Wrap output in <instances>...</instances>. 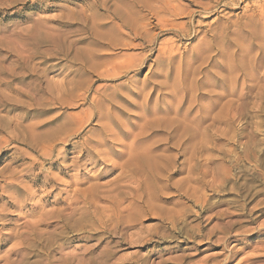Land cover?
<instances>
[{
  "label": "rangeland",
  "instance_id": "1",
  "mask_svg": "<svg viewBox=\"0 0 264 264\" xmlns=\"http://www.w3.org/2000/svg\"><path fill=\"white\" fill-rule=\"evenodd\" d=\"M152 1L0 0V264H264V0Z\"/></svg>",
  "mask_w": 264,
  "mask_h": 264
},
{
  "label": "bare ground",
  "instance_id": "2",
  "mask_svg": "<svg viewBox=\"0 0 264 264\" xmlns=\"http://www.w3.org/2000/svg\"><path fill=\"white\" fill-rule=\"evenodd\" d=\"M158 1V0H157ZM168 1V0H167ZM250 1H252V0H250ZM154 2H155V0H154ZM154 2L152 1L151 3H153L154 4ZM161 2H163V1H161ZM164 2H166V1H164ZM163 2V3H164ZM170 2V1H169ZM231 2V1H230ZM260 2V1H259ZM147 3H149V2H147ZM196 3V2H195ZM141 4V3H140ZM146 4V3H145ZM166 4V3H165ZM170 4V3H169ZM261 4V3H260ZM142 5V4H141ZM147 5V4H146ZM159 5V4H158ZM162 5V4H161ZM264 4H262V6H263ZM144 6V5H143ZM148 7H149V4L147 5ZM150 6H151V4H150ZM153 6V5H152ZM160 6V5H159ZM163 6V8H164V6L165 5H162ZM162 6H160V7H162ZM172 6V5H171ZM203 6V5H202ZM256 6V5H255ZM160 7H158V8H160ZM166 7V6H165ZM138 8V7H137ZM143 8H146V7H143ZM154 7H152V9H153ZM167 8V7H166ZM264 8V7H263ZM128 9V8H127ZM151 9V10H152ZM168 9H170V8H168ZM167 9V10H168ZM181 9V8H180ZM257 9V8H256ZM262 9V8H261ZM145 10H147V9H145ZM150 10V9H149ZM157 10V9H156ZM156 10H153V11H156ZM160 10V9H159ZM163 10V9H162ZM165 10V9H164ZM201 10V9H200ZM132 11V10H131ZM152 11V12H153ZM170 11V10H169ZM175 11H177V10H175ZM147 12V11H146ZM159 12V11H158ZM166 12V11H165ZM178 12V11H177ZM149 13V12H148ZM147 13V14H148ZM156 13V15L158 14L157 12H155ZM162 13V12H161ZM161 13H160V15H158V16H160L161 17ZM170 13V12H169ZM175 13V12H174ZM187 13V12H186ZM163 14V13H162ZM177 14V13H176ZM175 14V15H176ZM190 15V14H189ZM165 16H167V15H165ZM169 16H174V15H169ZM163 17H164V14H163ZM163 17H161V18H163ZM120 18H124V17H120ZM125 19V18H124ZM158 19V18H157ZM172 19V18H171ZM176 19V18H175ZM120 20H122V19H120ZM126 20V19H125ZM159 20V19H158ZM164 20V19H163ZM123 21V20H122ZM166 21V20H165ZM127 22V21H126ZM132 22V21H131ZM130 22V23H131ZM144 22V21H143ZM123 23H125V22H123ZM123 23H122V25H123ZM126 24V23H125ZM124 24V25H125ZM159 24H162V23H160L159 22ZM183 24V23H182ZM185 24V23H184ZM263 24V23H262ZM157 25V24H156ZM164 25V24H163ZM133 26V25H132ZM141 26V25H140ZM180 26V25H179ZM184 26V25H183ZM232 26V25H231ZM242 26V25H241ZM142 27V26H141ZM253 27V26H252ZM133 28V27H132ZM131 28V29H132ZM142 28H146V26L145 27H142ZM134 31V30H133ZM137 31V30H136ZM136 31H135V33H136ZM138 32V31H137ZM146 32V31H145ZM183 32V31H182ZM187 32V31H186ZM184 34V33H183ZM202 49H203V47H201ZM199 49V48H198ZM171 56V55H170ZM194 80V79H193ZM166 82V81H165ZM172 83V82H171ZM167 84V83H166ZM171 85V84H170ZM162 87H163V85H161ZM173 86H174V84H173ZM167 87V86H166ZM164 88V87H163ZM169 88V87H168ZM173 88V87H172ZM166 90V89H165ZM228 90V89H227ZM169 91H171L170 89H169ZM176 91V90H175ZM101 104V103H100ZM96 107V106H95ZM167 125V124H166ZM171 125H172V123H171ZM171 125H169V126H171ZM64 130V129H63ZM106 130V129H105ZM62 131V130H61ZM103 131H104V129H103ZM54 132H56V131H53L52 133H54ZM60 132V131H59ZM59 132H57V134L59 133ZM63 132V131H62ZM66 133V132H65ZM69 133V132H68ZM61 134V133H60ZM60 134H59V136H60ZM63 134H64V132H63ZM66 135V134H65ZM69 135V134H68ZM67 135V136H68ZM58 136V137H59ZM46 137V136H45ZM60 138H61V136H60ZM59 138V139H60ZM46 140H47V138H45ZM51 139H54L53 138V136H52V138ZM56 139H57V136H56ZM50 140V139H49ZM57 141V140H56ZM49 142V141H48ZM52 142V141H51ZM53 142H55V141H53ZM50 143V142H49ZM52 147V146H51ZM143 161V160H142ZM150 163V162H149ZM150 166V165H149ZM142 242V241H141ZM112 243V242H111ZM173 247V246H172ZM107 248V247H106ZM116 248V247H115ZM226 248H227V246H226ZM109 249V248H108ZM258 250V249H257ZM101 253V252H100ZM232 253V252H231ZM104 256V255H103ZM231 256H233V254L231 255ZM226 257V256H225ZM99 258V257H98ZM232 258V257H231ZM91 259V258H90ZM212 259V258H211ZM228 259H230V257L228 258ZM94 260V259H93ZM231 260V259H230ZM108 261V260H107ZM82 262V261H81ZM100 262H103V261H100ZM221 263H222V261H220ZM77 263V262H76ZM89 263H90V261H89ZM204 263V262H203ZM224 263V262H223ZM85 264V263H84ZM93 264V263H92ZM161 264V263H160ZM180 264V263H179ZM215 264H220L219 262H215Z\"/></svg>",
  "mask_w": 264,
  "mask_h": 264
}]
</instances>
